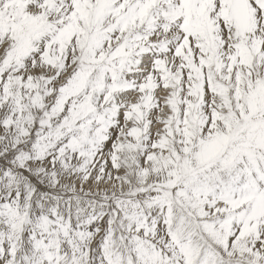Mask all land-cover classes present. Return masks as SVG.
Returning <instances> with one entry per match:
<instances>
[{
    "label": "snow or ice",
    "instance_id": "1",
    "mask_svg": "<svg viewBox=\"0 0 264 264\" xmlns=\"http://www.w3.org/2000/svg\"><path fill=\"white\" fill-rule=\"evenodd\" d=\"M0 264H264V0H0Z\"/></svg>",
    "mask_w": 264,
    "mask_h": 264
}]
</instances>
